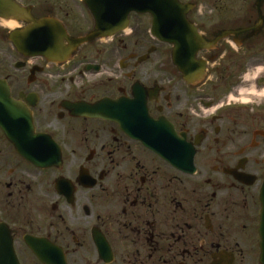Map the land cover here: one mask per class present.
Listing matches in <instances>:
<instances>
[{"label":"flooded vegetation","instance_id":"af4514ba","mask_svg":"<svg viewBox=\"0 0 264 264\" xmlns=\"http://www.w3.org/2000/svg\"><path fill=\"white\" fill-rule=\"evenodd\" d=\"M13 1L0 19V264H262L264 102L242 101L264 88V0H179L188 25L156 34L149 14L124 27L85 0ZM27 28L22 54L10 38ZM7 134L42 138L28 154L46 164Z\"/></svg>","mask_w":264,"mask_h":264},{"label":"water","instance_id":"95a60500","mask_svg":"<svg viewBox=\"0 0 264 264\" xmlns=\"http://www.w3.org/2000/svg\"><path fill=\"white\" fill-rule=\"evenodd\" d=\"M93 1L95 0H86V4L89 5L90 9L93 12H101L98 10H95L93 7ZM101 2L103 0H100ZM102 10L105 12H110L112 16V21L116 25L126 24L129 25V16L133 12L142 13V14H151L153 17V30L155 31L157 28V25H188L189 21L187 19V9L185 6L181 5L178 0H110V4L108 6H104L101 4ZM18 10L17 6L13 2V0H0V18L8 20L9 18H13L15 11ZM101 22H103V18L100 19ZM45 25H35L37 29L39 27H43ZM107 25H97L96 30L94 32H91L87 36H84L79 39H75L76 46H82L86 44L87 42L91 41L94 38H97L99 35L98 33L106 28ZM59 30L61 32V35L64 33V29L61 26H58ZM20 33V32H19ZM16 33L14 34L11 39L15 47L19 52H26L29 50V29L27 28L25 31L21 32L20 34ZM64 36V35H63ZM36 40L35 43H40V39L38 36H35ZM34 43V44H35ZM45 49L47 47L43 45ZM68 53L65 52L64 54ZM0 87H4L6 90H1L0 93H3L6 95L7 93V84L5 82H2L0 80ZM6 101V100H5ZM4 107L10 108L11 104L4 103ZM145 110L144 113H141V117H143L147 122V126H156V123L148 116V113L146 114V106H144ZM133 109H131L130 113H127V120L131 121L128 118H131L133 116L132 114ZM5 126V124H2ZM32 131H30L31 133ZM8 138L10 141L15 145L18 152L28 159L29 161L35 163L37 166H44L46 164L44 157H32L29 156L28 152L33 151L37 152L42 150V145H38L42 139L39 137H28L27 142H23L25 140L18 139L15 137H12L8 134ZM156 134H151L147 132L144 137V142L148 146H152L149 144L150 142L156 143ZM155 148V147H153ZM33 152H30L32 154ZM248 178H251L253 183L255 181L254 177L248 176ZM260 200L262 204V211H261V237H262V243H261V263L264 264V183L261 189L260 194Z\"/></svg>","mask_w":264,"mask_h":264},{"label":"clouds","instance_id":"9594fccd","mask_svg":"<svg viewBox=\"0 0 264 264\" xmlns=\"http://www.w3.org/2000/svg\"><path fill=\"white\" fill-rule=\"evenodd\" d=\"M259 70L264 71V69H259ZM245 76H247V73H245ZM245 96L247 98L242 101L243 103H253V104L262 103L264 102V88H261L251 93L246 92Z\"/></svg>","mask_w":264,"mask_h":264},{"label":"rangeland","instance_id":"374dc122","mask_svg":"<svg viewBox=\"0 0 264 264\" xmlns=\"http://www.w3.org/2000/svg\"><path fill=\"white\" fill-rule=\"evenodd\" d=\"M209 7H212V5H211V3L209 4ZM207 10H209V9H207ZM1 45V44H0ZM5 46V45H4ZM0 56H1V62L0 63H2L3 62V64H7V63H4L5 62V60H9V58H7L6 56H5V52L1 49L0 50ZM5 59V60H4Z\"/></svg>","mask_w":264,"mask_h":264},{"label":"bare ground","instance_id":"6f19581e","mask_svg":"<svg viewBox=\"0 0 264 264\" xmlns=\"http://www.w3.org/2000/svg\"><path fill=\"white\" fill-rule=\"evenodd\" d=\"M9 24H10L9 25L10 27H15L16 26L15 23H13V22H10Z\"/></svg>","mask_w":264,"mask_h":264}]
</instances>
